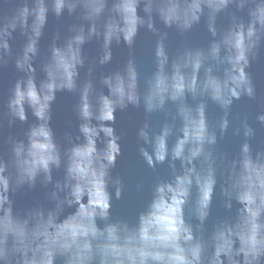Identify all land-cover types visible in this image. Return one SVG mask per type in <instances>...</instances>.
I'll return each instance as SVG.
<instances>
[{"label":"water","instance_id":"obj_1","mask_svg":"<svg viewBox=\"0 0 264 264\" xmlns=\"http://www.w3.org/2000/svg\"><path fill=\"white\" fill-rule=\"evenodd\" d=\"M0 217L29 261L264 264V0H0Z\"/></svg>","mask_w":264,"mask_h":264},{"label":"clouds","instance_id":"obj_2","mask_svg":"<svg viewBox=\"0 0 264 264\" xmlns=\"http://www.w3.org/2000/svg\"><path fill=\"white\" fill-rule=\"evenodd\" d=\"M57 10L59 11V5ZM241 79H243V73H241ZM249 94L251 93V89L248 90ZM258 225L253 223L252 226V237L250 239L251 247L253 250V259H259L260 257H264V239L258 240L256 238V233L258 229ZM15 235V236H22L21 232H18L16 228L12 226L11 220H7L6 218L0 217V264H52L51 261V252H49L48 259L44 260L43 262L37 261L35 259H32L31 261L21 257L20 255V247L18 246V243L11 242L9 240V235ZM81 235H87L86 231H83L80 233ZM72 235V241L75 242L76 239V233H71ZM70 245L64 244L61 245V247H69ZM85 249H89L90 245L85 244ZM85 259L87 257L79 256L77 258H74V264H84ZM153 259L157 260H165V264H196V261L198 260V257L195 255V250H192V257L191 259H185L183 256H169L167 258L162 256H155ZM128 260L131 261V264H137L136 257L129 256ZM145 257L141 255V258L139 260V264H144ZM115 264H126V261L124 259H117L115 261Z\"/></svg>","mask_w":264,"mask_h":264}]
</instances>
